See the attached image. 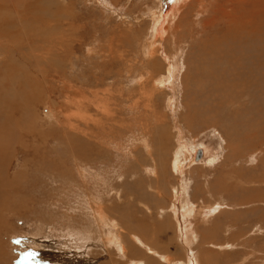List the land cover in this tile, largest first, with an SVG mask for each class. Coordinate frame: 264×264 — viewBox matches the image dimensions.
Here are the masks:
<instances>
[{
    "label": "rangeland",
    "instance_id": "obj_1",
    "mask_svg": "<svg viewBox=\"0 0 264 264\" xmlns=\"http://www.w3.org/2000/svg\"><path fill=\"white\" fill-rule=\"evenodd\" d=\"M20 1L0 0L22 18L0 12V264H111L115 223L138 264H264V0H172L160 25L167 0H54L62 24Z\"/></svg>",
    "mask_w": 264,
    "mask_h": 264
},
{
    "label": "bare ground",
    "instance_id": "obj_2",
    "mask_svg": "<svg viewBox=\"0 0 264 264\" xmlns=\"http://www.w3.org/2000/svg\"><path fill=\"white\" fill-rule=\"evenodd\" d=\"M25 1H27V0H21L19 3H23V2H25ZM34 1V7H35V11H37L38 10V12H39V10H41V12L43 13V16L44 17H52V18H55V19H57V21H58V23H60V24H62L61 23V20L59 19V15L58 14H56V12H58V11H56V12H53L52 13V11H51V9H50V2H52V3H54V0H33ZM111 1V0H110ZM232 0H229V1H225V5H229L230 4V2H231ZM112 2H114V1H112ZM120 2V1H119ZM28 3V2H27ZM27 3H26V7H27ZM32 3V2H31ZM115 3V2H114ZM24 4V3H23ZM117 4V3H116ZM170 4V3H169ZM4 5H5V3H4ZM28 5H29V3H28ZM14 6V5H13ZM24 6V5H23ZM12 7V6H11ZM26 7H22L23 9H24V11H29V9H26L25 10V8ZM18 6L17 7H15L14 6V8H12V9H9L8 7H7V5L6 6H4L3 7V4L0 6V12L1 11H3V10H7L8 11V14L10 13V15H11V17H12V14L11 13H13V15L15 16V18H16V16L18 17V19H17V21L18 22H22V18L20 17V15H19V13H18V11H20V10H18ZM30 8V7H29ZM23 9H22V11H23ZM219 9H221V11H223L225 8L221 5L220 7H219ZM21 11V12H22ZM23 11V12H24ZM22 12V13H23ZM30 12V11H29ZM29 12H25L26 14H28ZM33 12V11H32ZM37 12V13H38ZM14 13H16V14H14ZM21 13V14H22ZM34 13V12H33ZM36 13V12H35ZM36 13V14H37ZM40 13V12H39ZM163 13H164V11H163ZM212 13V12H211ZM7 14V12L6 11H3L2 13H1V16L3 17L4 15H6ZM9 15V16H10ZM31 15V14H30ZM33 15V14H32ZM35 15V14H34ZM222 15H225V14H222ZM40 16H42L41 14H40ZM5 17V16H4ZM7 17V16H6ZM37 17H38V15H37ZM43 17V18H44ZM1 18V17H0ZM39 18V17H38ZM42 18V17H41ZM4 19H6V18H4ZM36 19V18H35ZM161 19V18H160ZM215 19V18H214ZM1 20H2V18H1ZM47 20H48V18H47ZM6 21V20H5ZM27 21V20H26ZM38 21V20H37ZM15 22V21H14ZM24 22H25V20H24ZM210 22V21H209ZM38 24H39V22H37ZM57 23V24H58ZM215 23V22H214ZM16 24H18V23H16ZM15 24V25H16ZM21 24V23H20ZM27 24V23H26ZM37 24V25H38ZM41 24H42V22H41ZM41 24H40V26H41ZM48 24V23H47ZM209 24V23H208ZM207 24V25H208ZM3 27L2 28H0V29H8V26H9V22H6L5 24L3 23ZM30 25V24H29ZM36 25V24H35ZM50 25V24H49ZM158 25H160V23L158 24ZM17 26V25H16ZM20 26V25H19ZM39 26V27H40ZM61 25H56V30L58 31V29H60L61 27H60ZM72 26V25H71ZM74 26V25H73ZM12 27V26H11ZM10 27V28H11ZM21 27V26H20ZM23 27V26H22ZM26 27H29L28 25L26 26ZM35 27V26H34ZM37 27V26H36ZM35 27V28H36ZM39 27L38 28H36V29H39ZM51 27V26H50ZM55 27V26H54ZM159 27V26H158ZM157 26H156V28H158ZM44 28V27H43ZM22 29V28H21ZM24 29V28H23ZM22 29V30H23ZM29 29L30 28H28V29H26V31L28 30V33L30 32L29 31ZM32 29V28H31ZM45 29V28H44ZM54 29V28H53ZM43 30V29H42ZM69 30V29H68ZM71 30H72V28H71ZM8 31V30H7ZM11 31V30H10ZM15 31V30H14ZM36 31V30H35ZM39 32L41 31V29L40 30H38ZM50 31H52L51 29H50ZM53 31H55V30H53ZM117 31H120V30H117ZM156 31H158V34L161 32V29H157ZM160 31V32H159ZM226 31H227V29H226ZM32 32V31H31ZM30 32V33H31ZM41 32H43V31H41ZM113 32V31H112ZM122 32V31H121ZM124 32V31H123ZM263 32V31H262ZM13 33V32H12ZM17 33V32H16ZM37 33L38 32H36L35 34L37 35ZM51 33V32H50ZM70 33H71V31H70ZM10 34V33H9ZM15 34V33H14ZM34 34V33H33ZM54 34V33H53ZM58 34V33H57ZM114 34V33H113ZM112 34V35H113ZM121 34V33H120ZM262 34V33H261ZM1 35V34H0ZM12 35V34H11ZM23 35V34H22ZM44 35V34H43ZM69 35V34H68ZM123 35V34H122ZM7 36V35H6ZM26 36H27V34H26ZM46 36V35H45ZM53 36V35H52ZM55 36V35H54ZM118 36H121V35H118ZM0 37H2V36H0ZM11 37V36H10ZM65 37V36H64ZM68 37V36H67ZM66 37V38H67ZM13 38V37H12ZM114 38L115 37H113V39L112 40H114ZM117 38H119V37H117ZM116 38V39H117ZM15 39V38H14ZM51 39V38H50ZM57 39V38H56ZM73 39V38H72ZM121 39V38H120ZM10 40V39H9ZM24 40V39H23ZM54 40H55V38H54ZM62 40V39H61ZM66 40V39H65ZM64 40V41H65ZM263 40V39H262ZM6 41H8V40H6ZM12 41V40H11ZM16 41V40H15ZM29 41V40H28ZM33 41H35V40H33ZM39 41V40H38ZM37 41V42H38ZM58 41V40H57ZM69 41V40H68ZM111 41V40H110ZM116 41H118V40H116ZM116 41L115 42H113V43H116ZM124 41V40H123ZM32 42V41H31ZM40 42V41H39ZM120 43H121V41H119ZM3 43V42H2ZM2 43H1V45H2ZM7 43V42H6ZM30 43V42H29ZM53 43V42H52ZM65 43V42H64ZM63 43V44H64ZM68 43V42H67ZM73 43V42H72ZM118 43V42H117ZM119 43V44H120ZM11 44V43H10ZM15 44V43H14ZM16 44H18V43H16ZM23 46H24V44L23 43H21ZM39 44V43H38ZM61 44V43H60ZM4 45V44H3ZM71 45V44H70ZM111 45H112V43H111ZM114 45H116V44H114ZM256 45V44H255ZM9 46V45H8ZM14 46V45H13ZM17 46V45H16ZM22 46V47H23ZM28 46V45H27ZM26 46V47H27ZM35 45H33V47H34ZM38 46V45H37ZM108 46H110V43H109V45ZM118 45H116V47H117ZM121 46V45H120ZM119 46V47H120ZM2 47V46H1ZM4 47V46H3ZM15 47V46H14ZM31 47V46H30ZM49 47V46H48ZM57 48V47H56ZM110 48V47H109ZM5 49V48H4ZM7 49V48H6ZM11 49V48H10ZM32 49V48H31ZM31 49H29V50H31ZM35 49H37V47L35 48ZM47 49V48H46ZM115 49V48H114ZM114 49H112V50H114ZM25 51H26V49H24ZM28 50V51H29ZM118 50H119V48H118ZM7 52H8V49H7ZM17 52V51H16ZM108 52H109V50H108ZM5 53V52H4ZM11 53H13V52H11ZM29 53H30V51H29ZM45 53V52H44ZM47 53V52H46ZM45 53V54H46ZM60 53V52H59ZM59 53H58V55H59ZM64 53V52H63ZM62 53V54H63ZM38 54H40V53H38ZM41 54H43V53H41ZM8 55V54H7ZM14 56H15V54H13ZM25 55V54H24ZM27 55V57H28V54H26ZM30 55V54H29ZM32 55V54H31ZM23 56V55H22ZM45 57H46V55H45ZM56 57V56H55ZM1 58V57H0ZM29 58H30V56H29ZM42 58V57H41ZM47 58V57H46ZM57 58V57H56ZM38 59V58H37ZM36 59V60H37ZM55 59V58H54ZM9 60V59H8ZM15 60V59H14ZM19 60H20V58H19ZM32 60V59H31ZM49 60V59H48ZM56 60V59H55ZM7 61V60H6ZM12 61V60H11ZM50 61V60H49ZM2 62H4L5 63V61H2ZM18 63H19V61H17ZM43 62V61H42ZM54 62V61H53ZM52 62V63H53ZM56 62V61H55ZM204 62V61H203ZM44 63V62H43ZM9 64V63H8ZM35 64V63H34ZM264 64V63H263ZM1 65V64H0ZM41 65H42V63H41ZM44 65V64H43ZM22 66V65H21ZM32 66V65H31ZM241 66V65H240ZM11 67V66H10ZM35 67V66H34ZM242 67V66H241ZM24 68V67H23ZM26 68V67H25ZM24 68V69H25ZM263 68V67H262ZM6 69V68H5ZM4 69V70H5ZM8 69V68H7ZM3 70V69H2ZM26 70V69H25ZM254 70V69H253ZM264 69H262V71H263ZM7 71V70H6ZM40 71V70H39ZM47 71V70H46ZM15 72V71H14ZM264 72V71H263ZM25 73V72H24ZM44 73V71L42 72V74ZM14 74V73H13ZM41 74V73H40ZM16 75V74H15ZM201 75V74H200ZM249 75V74H248ZM7 76H9V75H7ZM17 76H20V75H17ZM218 78V77H217ZM237 78V77H236ZM257 78V77H256ZM21 79V78H20ZM262 79V78H261ZM246 80V79H245ZM248 80V79H247ZM259 80V79H258ZM223 81V80H222ZM21 83V82H20ZM26 83H28V82H26ZM13 84H14V82H13ZM18 84V83H17ZM16 84V85H17ZM29 84V83H28ZM6 85V84H5ZM4 86V85H3ZM7 86V85H6ZM12 86V85H11ZM9 87H10V84H9ZM28 87V86H27ZM18 88V87H17ZM5 89V88H4ZM9 89V88H8ZM20 90V89H19ZM24 90H25V88H24ZM27 90H28V88H27ZM4 91V90H3ZM15 91V90H14ZM22 91V90H21ZM29 91V90H28ZM225 91H227V90H225ZM230 91V90H229ZM246 91V90H245ZM1 93V92H0ZM7 93V92H6ZM22 93V92H21ZM224 93V92H223ZM231 93V92H230ZM5 94V93H4ZM20 94V93H19ZM221 94V93H220ZM234 94V93H233ZM236 94V93H235ZM256 94H257V92H256ZM3 95V94H2ZM221 95H223V94H221ZM220 95V96H221ZM232 95V94H231ZM243 95V94H242ZM252 96L254 95V94H251ZM251 95H249V97L251 96ZM258 95V94H257ZM5 96H6V94H5ZM20 96V95H19ZM234 96V95H233ZM233 96H232V98H233ZM235 97V96H234ZM238 97H239V94H238ZM237 97V98H238ZM243 97V96H242ZM245 97V96H244ZM243 97V98H244ZM4 98V97H3ZM8 98V97H7ZM254 97H252V99H253ZM256 98V97H255ZM254 98V99H255ZM5 99V98H4ZM9 99V98H8ZM223 99V98H222ZM230 99H231V97H230ZM248 99V98H247ZM246 99V100H247ZM6 100V99H5ZM12 100V99H11ZM225 100V99H224ZM227 100V99H226ZM235 100V99H234ZM256 100V99H255ZM254 100V101H255ZM2 101V100H1ZM8 101H10V100H8ZM230 101H232V99L230 100ZM250 101V100H249ZM260 101V100H259ZM20 102V101H19ZM246 102H248V100L246 101ZM245 102V103H246ZM256 103V102H255ZM10 104V103H9ZM14 104V103H13ZM12 104V105H13ZM240 105V104H239ZM246 105V104H245ZM2 106V105H1ZM3 106H5L4 104H3ZM6 106H7V104H6ZM10 106V105H9ZM250 107H252V106H250ZM257 107V106H256ZM10 108V110H11V107H9ZM237 108V107H236ZM240 108V107H239ZM248 108V107H247ZM254 107H252V109H253ZM259 108V107H258ZM261 108V107H260ZM238 109V108H237ZM236 109V110H237ZM15 110V109H14ZM254 110V109H253ZM258 110V109H257ZM9 111V110H8ZM239 111V110H238ZM237 111V112H238ZM255 111V110H254ZM12 112V111H11ZM10 112V113H11ZM236 112V111H235ZM247 112H248V110H247ZM6 113V112H5ZM244 113V112H243ZM240 114V113H239ZM247 114V113H246ZM250 114V113H249ZM12 116V115H11ZM240 116V115H239ZM253 116V115H252ZM6 119H9V116H8V118H6ZM258 119H259V117H258ZM4 120V119H3ZM219 120V119H218ZM215 122L217 121V120H214ZM247 121V120H246ZM253 121V120H252ZM223 122V121H222ZM241 122H243L242 120H241ZM245 122V121H244ZM257 122V121H256ZM220 123V122H219ZM240 123V122H239ZM239 123H238V125H239ZM216 124V123H215ZM225 124V123H224ZM243 124H245V123H243ZM242 124V125H243ZM260 124V123H259ZM237 125V124H236ZM241 125V126H242ZM247 125V124H246ZM246 125H243L242 126V128L243 127H245ZM231 126V124L229 125V127ZM250 126V125H249ZM262 126V125H261ZM227 128V127H226ZM232 128H233V126H232ZM241 128V129H242ZM247 128V127H246ZM258 128V127H257ZM228 130H230V129H228ZM252 130V129H251ZM232 130H230V132H231ZM235 131H237V130H235ZM234 131V132H235ZM241 131H243V130H241ZM240 131V132H241ZM247 131V130H246ZM255 131V130H254ZM262 131H264L263 129H262ZM256 132H258V131H256ZM231 134H232V132H231ZM236 134V133H235ZM237 135V134H236ZM235 136V135H234ZM239 136V135H238ZM244 136V135H243ZM236 137V136H235ZM234 138V137H233ZM232 138V139H233ZM243 138V137H242ZM248 139V138H247ZM242 140V139H241ZM240 141V140H239ZM240 143V142H239ZM239 145V144H238ZM254 146V145H253ZM185 147V146H184ZM199 151H201V150H199ZM185 152V151H184ZM188 152V151H187ZM198 152V151H197ZM180 153H182V152H180ZM186 153V152H185ZM201 154H202V151H201ZM179 155V154H178ZM175 160H176V158H175ZM179 160H177V162H178ZM196 161V160H195ZM176 162V161H175ZM180 162V161H179ZM178 164V163H177ZM184 164V163H183ZM180 165H181V163H180ZM183 169V168H182ZM177 171H181V166H178L177 167ZM182 172V171H181ZM80 174V173H79ZM152 174V173H151ZM182 186V185H181ZM85 190V189H84ZM182 190H184V189H182ZM155 192V191H154ZM85 197V196H84ZM175 200V199H174ZM186 206V205H185ZM125 207V206H124ZM191 207V206H190ZM106 208V207H105ZM102 209V208H101ZM100 209V210H101ZM146 209V208H145ZM185 209V208H184ZM192 209H193V206H192ZM191 209V210H192ZM97 210V209H96ZM99 210V209H98ZM99 210V211H100ZM168 210V209H167ZM172 210V209H171ZM175 211V210H174ZM180 211V210H179ZM186 212V211H185ZM193 212V211H192ZM192 212H190L191 214H193ZM162 213V212H161ZM181 213V212H180ZM172 217V216H171ZM130 218H131V216H130ZM134 218V217H133ZM105 222V221H104ZM103 222V223H104ZM169 222V221H168ZM105 224V223H104ZM121 226L122 227H120L119 226V224L118 223H115L114 225H111V228H112V230H113V233H111L112 234V241L116 244V246H115V250H113L114 251V253H113V251L112 252H109L108 250H107V247H106V243L105 242H102V241H105V236H104V233H102L99 237H98V240H101V242H102V245H100L101 246V248L103 249L102 251L103 252H105V256H104V259H105V261H107V262H109V263H117V264H126V263H129V264H138V259H140L142 256H143V254L142 253H140L136 248H135V241L137 240L138 241V239H139V235L141 234L140 232H138V233H135V232H133V229L132 228H129V231L127 232L126 230H127V228H126V230L124 231V226H123V224H121ZM176 226H177V224H176ZM184 228V227H183ZM196 230V229H195ZM187 231V230H186ZM190 231H188V233H189ZM193 235H194V233H193ZM147 236V235H146ZM185 238V237H184ZM148 239V238H147ZM183 239V238H182ZM196 239V238H195ZM151 240V239H150ZM155 242V241H154ZM187 242V241H186ZM113 243V244H114ZM147 243V242H146ZM149 243V242H148ZM153 244V243H152ZM140 245V244H139ZM148 245V244H147ZM110 247V246H109ZM141 247V246H140ZM153 248V247H152ZM155 248V247H154ZM157 248V247H156ZM142 249V248H141ZM151 250V249H150ZM117 252V253H116ZM152 252V251H151ZM149 252H147V253H145V254H148ZM153 254V253H152ZM106 255H107V257H106ZM108 255L109 256H117V258H115V257H113V259H111V258H109L108 257ZM151 255V254H150ZM155 255V254H154ZM157 255V254H156ZM160 255V254H159ZM120 256V258H118ZM197 257V256H196ZM161 258V257H160ZM162 258H164L163 256H162ZM118 259H120V260H118ZM124 260H126L125 262H124ZM141 260H142V258H141ZM154 260V259H153ZM118 261V262H117ZM123 261V262H122ZM143 261H145V259L143 260ZM143 261L141 262V264H143ZM147 261V260H146ZM161 261H162V259H161ZM164 261H166V263L168 264L170 261H172L173 262V259L170 257V256H166L165 258H164ZM156 262V261H155ZM158 262V261H157ZM156 262V263H157ZM140 263V262H139ZM155 263V264H156ZM194 264H196V263H194Z\"/></svg>",
    "mask_w": 264,
    "mask_h": 264
},
{
    "label": "crops",
    "instance_id": "obj_3",
    "mask_svg": "<svg viewBox=\"0 0 264 264\" xmlns=\"http://www.w3.org/2000/svg\"><path fill=\"white\" fill-rule=\"evenodd\" d=\"M171 1L172 0H167V5H168V7H165L162 11H164V13L162 12L161 13V15H160V21H158V23L157 24H159V23H161L162 21H163V19H164V14L169 10V3H171ZM230 8V7H229ZM229 8H227V9H229Z\"/></svg>",
    "mask_w": 264,
    "mask_h": 264
},
{
    "label": "snow or ice",
    "instance_id": "obj_4",
    "mask_svg": "<svg viewBox=\"0 0 264 264\" xmlns=\"http://www.w3.org/2000/svg\"><path fill=\"white\" fill-rule=\"evenodd\" d=\"M31 255H34V254H30V256H31Z\"/></svg>",
    "mask_w": 264,
    "mask_h": 264
}]
</instances>
